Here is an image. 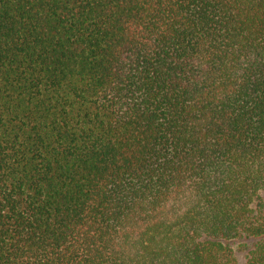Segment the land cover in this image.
I'll use <instances>...</instances> for the list:
<instances>
[{
  "label": "trees",
  "instance_id": "1",
  "mask_svg": "<svg viewBox=\"0 0 264 264\" xmlns=\"http://www.w3.org/2000/svg\"><path fill=\"white\" fill-rule=\"evenodd\" d=\"M0 264H264V0H0Z\"/></svg>",
  "mask_w": 264,
  "mask_h": 264
},
{
  "label": "rangeland",
  "instance_id": "2",
  "mask_svg": "<svg viewBox=\"0 0 264 264\" xmlns=\"http://www.w3.org/2000/svg\"><path fill=\"white\" fill-rule=\"evenodd\" d=\"M231 245L236 252L239 262L242 263L245 257V252L243 251L244 248L242 247V245H240V242H234L231 243Z\"/></svg>",
  "mask_w": 264,
  "mask_h": 264
}]
</instances>
